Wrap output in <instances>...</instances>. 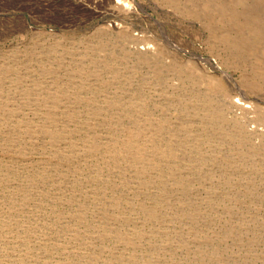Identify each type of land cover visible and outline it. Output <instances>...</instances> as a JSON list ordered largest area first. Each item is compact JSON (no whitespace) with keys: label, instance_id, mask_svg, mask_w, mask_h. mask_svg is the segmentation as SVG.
Here are the masks:
<instances>
[{"label":"rangeland","instance_id":"obj_1","mask_svg":"<svg viewBox=\"0 0 264 264\" xmlns=\"http://www.w3.org/2000/svg\"><path fill=\"white\" fill-rule=\"evenodd\" d=\"M122 1L0 0V264H14L10 258V252L13 250L8 245L16 239L25 238L27 243L17 246L24 247L27 252L36 256L44 253L43 246L39 248L38 236H46L48 231L50 232L47 235L51 238L71 240V233L61 228L75 224L71 215L75 206L69 201H64V205H61L62 203L55 204L49 198H43L45 187L46 192L51 191L53 187L47 173L52 165L46 159L51 149L46 146L43 131L58 126L59 117L54 115L55 111L66 115L73 114L71 125L83 129L82 132L90 127L86 131H89L91 141L96 147L89 153L88 163H81L80 167L84 172L81 176L84 175L85 179L96 178L101 190H107L108 193H125L123 179L113 170L116 161L169 159L172 163H180L182 173L193 179L184 187L174 179L170 189L176 203L173 201V204L184 206V209L198 206L202 216L197 223L227 224L231 222L232 216L237 215L231 223L243 226L256 223L255 229L264 226V92L250 88L246 69L240 67L243 66L241 56L238 60L233 53L228 52L231 48L229 43H224L220 37L217 39V33L232 29L226 27L229 25L224 24L221 17L226 16L220 11L225 3L220 2L221 0H127L132 2L129 9ZM209 1L213 3L210 4ZM80 2H85L87 6L79 8L82 4ZM214 3H217L215 7L212 6ZM214 17L219 19L218 23ZM117 22L123 25L128 34L127 39L120 36L118 28L115 27ZM36 31L41 34L36 35ZM231 32L233 36L236 35L235 29ZM233 39L231 38V41ZM145 46L155 48L153 59L142 60L135 56L136 51ZM160 51L164 54L159 57ZM240 100L250 103L252 108L255 106V110L245 113L242 108H237L234 114L229 106L225 108L227 103L232 104ZM219 107L220 110L222 107L226 109L223 114ZM236 119L246 121L245 126L255 128L258 133L255 132L252 138L239 134L237 138L232 136ZM220 134L222 138L216 136ZM247 141L250 144L246 143ZM257 150H261L260 153ZM232 152L234 154H229ZM187 165L191 166L189 170L184 168ZM213 171L215 174L208 176L214 173ZM218 175L222 177L219 178ZM251 176L257 178L252 179ZM73 180L78 183L81 178L73 177ZM204 182L205 185H201ZM28 189L31 191L28 192ZM87 190L91 191V187L88 186ZM84 191L86 192V186L79 196L87 199ZM65 192L70 194L72 190L70 187L65 188ZM184 192L187 196L195 192V197L200 193V197L194 198L197 203L190 205L180 200L182 198L179 195L182 196ZM210 196L215 200H210ZM200 202L201 204L197 205ZM89 204L88 217H92L95 203ZM210 206L216 208L212 209ZM56 211L63 214V217L55 221H59L57 230L54 229L57 224L53 222ZM226 211L229 213L226 214ZM240 217H243V220ZM244 217H247L248 222ZM237 218L243 222H238ZM124 227L126 226H122ZM243 228L245 231L240 237L253 236L255 239L264 240V236L258 237L260 231L254 227ZM82 231L88 230L82 228ZM79 245L80 242L73 245V248L78 249ZM257 248L262 257L256 260L255 264H264V253H260V248L264 250V245L260 244ZM62 256L59 254L55 258Z\"/></svg>","mask_w":264,"mask_h":264},{"label":"bare ground","instance_id":"obj_2","mask_svg":"<svg viewBox=\"0 0 264 264\" xmlns=\"http://www.w3.org/2000/svg\"><path fill=\"white\" fill-rule=\"evenodd\" d=\"M118 1H120V0H118ZM215 1H217V0H215ZM122 2L125 3V6L128 5L127 6L128 8L132 7V4H131L132 2L130 3L127 0H123ZM220 2L225 3L223 8L220 9V11H222L223 14L224 13L226 14V16H221L223 23L226 25H229V26L225 25L226 27H228V28L231 27L232 29L236 30V33H235L236 35H234L236 38L232 35L233 34V32H231L232 29H230L231 31H229V29H225L222 32L217 33L218 34L217 39L221 38V40H223L224 43L225 42L229 43L228 46H230L231 48H229L228 52L233 53V55L236 56L238 58V60H240L239 57L241 56V62L243 63V66H240V67H245L243 69L244 70L246 69L247 76H248L247 82H248L250 88L253 91L256 90V91L264 92V0H229V1L228 0H221ZM220 2H218V3H220ZM80 3H82V4L80 5L79 8H81V6H87V5H85L86 4L85 2H80ZM212 3L210 2V4H212ZM215 4H217V3H214L212 6H214ZM216 6L218 7V5H216ZM201 9H200V11H201ZM207 10H208V8H207ZM223 14L221 13V15H223ZM209 16H210V14H209ZM214 18L216 19V17H214ZM215 22L218 23L219 19L217 18L215 20ZM212 23H214V22H212ZM220 23L223 24L222 22H220ZM115 24H116L115 27L118 28L120 36H122L124 39L125 38L127 39L128 34L125 32V29H123V27H122L123 25H121V22L120 23L117 22ZM210 29H211V27H210ZM27 32H28V30H27ZM212 32L214 33V31H212ZM35 34L39 35L41 33H40V31H38V32L36 31ZM209 38H211V37H209ZM231 38H234V39L231 41ZM215 41H216V39H215ZM223 41H221V42H223ZM224 45H226V44H224ZM224 45H223V47H224ZM213 47H215V46H213ZM213 47H210V48H213ZM226 47H227V45H226ZM154 49H150L149 47H146V46L142 47L141 49L136 51L135 56L138 58H141L142 60L153 59L154 54H155ZM162 54H164V53L162 51H160L158 56L159 57L163 56ZM165 57H167V56H165ZM114 60H116V59L114 58ZM227 62H229V60ZM97 68H98V66H97ZM173 68H175V67H173ZM110 73H112V72H110ZM8 75H10V74H8ZM91 75H94V74H91ZM244 75H246V74H244ZM140 76L142 77L143 75H140ZM111 78H113V77H111ZM93 79H95V78H93ZM103 80H105V79H103ZM96 81H98V80L96 79ZM160 82L162 83V81H160ZM243 83H244V81H243ZM97 84L99 85V83H97ZM107 87H109V85ZM39 91H40V89H39ZM220 94H222V93H220ZM215 99H217V98H215ZM236 100H237V98H236ZM238 100H239V98H238ZM237 102L232 103V104L227 103L225 108H227L229 106L230 109L232 111H234V114H235V111L237 110V108L238 109L242 108L245 111V113H247V112L249 113V111L252 112V110L255 108V106L252 108V105H250V103L247 104L246 101L240 100L238 103ZM219 104H221V103H219ZM252 104H254V103L252 102ZM217 107H218V105H217ZM225 108L222 107L221 108L222 110H220V107H219V110L222 114H223V111L226 110ZM258 111H260V109H258ZM52 112H54V111H52ZM146 113H147V111H146ZM55 114L57 115V117H59L58 126L55 128H46V129L44 128L45 130L43 129L44 130L43 134H44L46 146L51 149V152L48 153V156L46 157V159L52 165L50 172L47 171V173H49L48 174L49 178L51 179V181L53 183V184H51V186L53 185L52 190L51 191L49 190L47 192H46V187L44 185L45 192L43 193V198L44 199L49 198L55 204L62 203L61 205H64L63 204L64 201H69L72 205L75 206V210L73 211V214H71L72 215V221H75V224L71 225V226L66 225L64 228H61L63 231L71 233V240L70 241H64V240L59 239V238H55V239L51 238L50 236L47 235V233L50 232V231H48L47 233H45L46 236H44V235H42L40 237L38 236L39 243H40L39 248H42V246H43L44 253L36 256V255L31 254L30 252H27V250H25L24 247L20 246L21 247L20 248L17 246V244H21L22 246L25 245L27 243V242H25V238L16 239L15 241H13L14 243L8 245L9 248H12V250H13L12 252H10V253H12V257H10V258H12V261L14 262V264H255V263H257L256 260L261 259L262 256L260 257V255L258 253L259 248H257V247L260 244L264 245V240H260V238H259V240L255 239L256 237L253 238V236H246L244 238L240 237L242 232L245 231V229L243 227L250 226V227H254V229H255V224H256L255 222H254L255 224L252 226L248 225V224L245 226H243L241 224H233V223H231L232 220L236 219L235 217H238V216L236 215L233 217L231 215L232 220H230L231 221L230 223L226 222L227 224H222V222H221V224L220 223L219 224H215V223L210 224L212 222L202 224V223H199L200 222L199 221L200 216H202V215H200V213H199L200 208H198V206H189L187 209H184V206L179 207V206H175L173 204V201H174L173 196L174 195H172V191H170V189H171V185L173 184L174 179L176 181H178L182 187L186 186L190 180L191 181L193 180L192 177H190L189 175H185L182 173V167H181L180 163H176L175 161H174V163H172V161L169 159H161V158L142 159V160L141 159H133V160H125V161H116L114 163L113 170H115V172H118L120 174L119 176H121V178L123 179V183H124L123 186L125 187L124 188L125 193H123V194L108 193L107 190H104V189L101 190L99 188V186L97 185L98 183L95 180L96 178L85 179L84 175L82 177L81 174L84 172H82L83 168L80 167V165H81V163H88L89 153L91 151H93V149L96 147V145L91 141V138L89 136V131H86L90 127L86 128V130L84 132H82L83 129H78V127L75 128L71 125V121H72L71 118L73 117V114L66 115V114H61L60 112H56V111L54 112V115ZM199 114H201V113H199ZM214 116H215V114H214ZM248 117H249V115H248ZM89 118H91V116ZM187 119H189V118H187ZM240 119H241V117H240ZM189 122H191V121H189ZM245 122L241 121L239 119H236L234 122L235 128H234V130L232 129L231 135L235 136L236 138H237V134H239L240 136L248 137V138L251 136V138H252L253 134L256 132V129L251 128V126L246 127ZM212 124H213V121H212ZM215 124L220 125L221 123L220 124L215 123ZM226 124H228V123H226ZM11 125H13V124H11ZM81 128H83V127H81ZM257 128H259V127H257ZM180 130H182V129H180ZM225 130L228 131V129H225ZM214 131H216V130H214ZM227 131L225 133H227ZM257 133H258V131L256 132V134ZM260 134H262V132ZM199 135L201 136V133ZM211 136H213V133ZM211 136H210V139H211ZM216 136L221 137V134L216 135ZM101 137H102V135H101ZM101 137H99V138H101ZM240 139H242V137ZM29 141H31V140H29ZM98 141H100V140H98ZM201 141H203V140H201ZM258 142H260V141H258ZM263 142L264 141L262 140V143ZM239 143H240V141H239ZM246 143L250 144V142H248V141ZM254 144H256V143L254 142ZM256 145H258V144H256ZM252 146H253V144H252ZM17 147H18V145H17ZM15 149H16V147H15ZM16 150H18V149H16ZM32 150H30V151H32ZM224 150H226V149L224 148ZM247 150H249V149H247ZM260 151H258V152L260 153ZM227 152H226V154H228ZM233 152L229 153V154H234ZM249 152L250 151H248V153ZM210 153H212V152H210ZM252 153L254 154L253 151L251 152V154ZM259 153H257V154H259ZM226 154H224V155H226ZM228 156H230V155H228ZM192 157H194V156H192ZM29 158H31V157H29ZM232 158H234V157L232 156ZM249 159H251V158H249ZM238 160H239V158H238ZM258 160L260 161L259 156H258ZM17 161H18V159H17ZM202 161H204V160H202ZM230 162H234V161H230ZM216 163H218V161ZM223 163H224V161H223ZM246 163H248V162H246ZM189 164L193 165L194 163L193 164L189 163ZM208 164H210V163H208ZM2 165H4V164H2ZM24 165H27V164H24ZM51 165H49V166H51ZM190 165H187L184 168L189 170L191 168ZM201 166L202 165H200V167ZM229 166L231 167V165H229ZM226 167H228V165ZM108 169H110V167ZM185 169H184V171H185ZM205 171H206V169H205ZM215 171H213L214 173H212V174L208 173L209 174L208 176H213V174H215ZM222 171H220V172H222ZM250 171H253V170H250ZM23 172H24V170H23ZM194 172H196V170H194ZM229 172H231V171H229ZM260 172H262V171H260ZM14 173H15V171H14ZM186 173H188V172H186ZM226 173L228 174V171ZM243 173H244V171H243ZM247 173L245 174L246 176H247ZM240 174L241 173L239 171V175ZM249 174H251V173H249ZM23 176H25V175H23ZM218 176H219V178L222 177L220 175H218ZM256 176H258V175L256 174ZM40 177H42V176H40ZM73 177H75V178L79 177V178H81V181L80 182L77 181L78 183H76V181L73 180ZM36 178H38V177H36ZM49 178H46V180ZM214 178L215 177H213V179ZM251 178L253 179V178H257V177L251 176ZM259 178H261V177H259ZM196 179H198V177H196ZM213 179H211V180H213ZM241 179H242V177H241ZM113 181H115V180H113ZM241 181H245V180H241ZM208 182H210V181H208ZM44 183L46 184V182H43V184ZM246 183H250V182H246ZM15 184H17V183H15ZM23 184H25V183H23ZM21 185H22V183H21ZM201 185H205V182H204V184H201ZM209 185H211V184H209ZM213 185H215V184H213ZM85 186H86V192L85 191L84 192L86 193L87 199L80 198V196H79V195H81ZM88 186L91 187V191L87 190ZM31 187H32V183H31ZM41 187H43V186H41ZM69 187L71 188L72 192L70 194H67L65 192V188L68 189ZM217 187H219V186H217ZM249 188H251V187H249ZM249 188H247V189H249ZM229 189H232V188H229ZM30 191L31 190H29L28 192H30ZM184 191H186V190H184ZM203 191H204V189H203ZM233 192H235V190ZM236 192H237V190H236ZM247 192H249V191H247ZM8 193H10V192H8ZM184 193H185V196H183ZM184 193L182 196L179 195V197L182 198L180 200H182V201L184 200V203H189L190 205L197 203L194 201L195 200L194 198L200 197L199 196L200 193L199 194L196 193L197 194L196 197L194 196L195 192L193 195L190 194V196H187L186 192H184ZM201 193H202V191H201ZM208 193H209V191H208ZM222 193H224V192H222ZM251 194H253V193H251ZM254 194H256V193H254ZM12 195L13 194H11V197H12ZM21 195H24V194H21ZM213 195H216V194H213ZM40 197H42V196H40ZM204 197H206V196H204ZM3 198H4V196H3ZM177 199H179V198H177ZM201 199H202V197H201ZM235 199L236 198H234V201H235ZM9 200H10V198H9ZM210 200H215V198L213 196H210ZM29 201H30V199H29ZM222 201H220V202H222ZM230 201H232V199ZM90 202H92L93 205L95 203V208L93 206L94 212H93L92 217H88V211L90 208L89 203ZM174 203H175V201H174ZM249 203H251L250 199H249ZM200 204H201V202L197 205H200ZM232 204H234V203H232ZM40 205H42V204L40 203ZM217 207H219V206H217ZM14 208L15 207H13V209ZM210 208H212V207L210 206ZM42 209L43 208H41V210ZM246 209H248V208H246ZM182 210H183V212H181ZM228 213L229 212L226 211V214H228ZM256 213H257V211H256ZM221 214H223V213H221ZM233 214H234V212H233ZM18 215H19V213H18ZM62 215L63 214L61 212L56 211L54 214V217H53V222L58 220L59 217L60 218L63 217ZM210 215H208V216H210ZM223 215H225V213ZM229 216H230V214H229ZM241 216H242V214H241ZM16 218H18V217H16ZM47 218H49V217H47ZM246 218L244 219L245 221H246ZM241 219L243 220V217ZM241 219L237 218L238 222L241 223V221H242ZM252 219H254V218L252 217ZM252 219H250V221ZM239 220H241V221H239ZM197 221H199V222L197 223ZM203 221L206 222V220H203ZM252 221H254V220H252ZM258 221H257V223H258ZM246 222H248V221H246ZM10 223H11V221H10ZM35 223H37V222H35ZM55 223L57 225H55L54 229L57 228L59 221H57ZM70 224H72V223H70ZM260 225H261V223H260ZM15 226H16V224H15ZM122 226H126V227L122 228ZM26 227H28V226H26ZM33 228H35V226ZM82 228H85L88 231L83 232ZM251 229H253V228H251ZM254 229L252 231H254ZM255 230L260 231V233H259L260 235H258V233L256 231V233H257L256 235H258V237L264 236V226H260L258 229H255ZM33 231H35V230H33ZM59 231H61V230L59 229ZM248 232L246 231V233H248ZM254 234H255V231H254ZM1 235H3V234H1ZM23 235H25V234H23ZM37 235H39V234H37ZM52 235H53V233H52ZM53 236H55V235H53ZM109 236H113V237L111 238ZM0 239H1V237H0ZM107 239H109V240L106 241ZM1 242H3V241H1ZM79 242H80V245H79L78 249H74L73 245H75L76 243H79ZM110 242H112L114 244H111ZM32 244H33V242H32ZM0 246H2V245H0ZM260 250L262 251L260 253H264V250H262L261 248H260ZM59 254L63 255V256L55 258V256L56 255L59 256ZM1 258H3V257H1ZM5 263H7V262H5ZM8 264H10V263H8Z\"/></svg>","mask_w":264,"mask_h":264}]
</instances>
